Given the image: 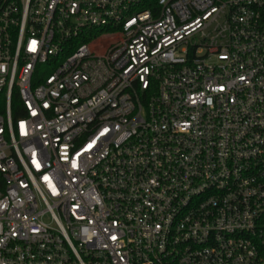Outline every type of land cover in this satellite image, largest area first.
Wrapping results in <instances>:
<instances>
[{"label": "built area", "instance_id": "built-area-1", "mask_svg": "<svg viewBox=\"0 0 264 264\" xmlns=\"http://www.w3.org/2000/svg\"><path fill=\"white\" fill-rule=\"evenodd\" d=\"M0 264H264V0H0Z\"/></svg>", "mask_w": 264, "mask_h": 264}, {"label": "rangeland", "instance_id": "rangeland-1", "mask_svg": "<svg viewBox=\"0 0 264 264\" xmlns=\"http://www.w3.org/2000/svg\"><path fill=\"white\" fill-rule=\"evenodd\" d=\"M47 70H48V67L45 64H42L38 67V71L41 73H45L47 72Z\"/></svg>", "mask_w": 264, "mask_h": 264}]
</instances>
